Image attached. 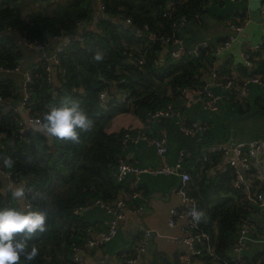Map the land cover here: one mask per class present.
Here are the masks:
<instances>
[{"label":"trees","instance_id":"trees-1","mask_svg":"<svg viewBox=\"0 0 264 264\" xmlns=\"http://www.w3.org/2000/svg\"><path fill=\"white\" fill-rule=\"evenodd\" d=\"M32 1L57 4L48 14H25L23 0H0V67H18L23 55L19 37L44 47L52 39H70L57 54L55 72L47 71L45 60L32 69L30 113L40 117L49 102L74 100L94 121V127L91 132L80 134L79 143L34 133L31 127L20 133L22 117L4 110L0 104V157L14 161L13 167L5 168L0 159V167L10 172L16 183L39 193L35 201L26 200L31 209L43 212L47 218L46 231L28 242L29 250L32 246L38 249L32 264H74L72 245L84 242L85 230L91 227L84 214H79L80 209L96 199L113 202L125 186L124 182H116L112 173L124 157L121 139L126 129L106 133V125L115 115L127 111L143 118L169 103L183 110V90L203 87L216 62L212 47L202 49L195 59L174 58L146 35L170 33L174 20L197 14L210 0H100L102 12L93 30L80 29V24L94 21L97 0ZM118 18H130L142 35L124 28ZM97 51L104 53L100 62L93 59ZM256 54L251 57L258 68L247 73V77L264 80V61L256 60ZM138 59L143 63L139 64ZM119 89L130 91L131 103L115 104ZM103 90L113 97L105 107L99 99ZM0 95L10 101L15 99L12 82L2 76ZM261 107L264 109V103ZM200 153L190 172L191 181L211 162V157L207 162L198 161ZM216 155L215 161L221 163V155ZM203 173L200 172L197 185L190 182V193L199 201V210L204 213L201 224L210 233L216 253L226 259L241 219L249 214L248 190L245 185H235L236 175L231 167L213 179ZM257 184L260 181L254 178L252 192L259 191L255 189ZM7 201L4 208L18 206L9 192ZM202 258L203 264H221L208 255Z\"/></svg>","mask_w":264,"mask_h":264},{"label":"crops","instance_id":"crops-1","mask_svg":"<svg viewBox=\"0 0 264 264\" xmlns=\"http://www.w3.org/2000/svg\"><path fill=\"white\" fill-rule=\"evenodd\" d=\"M56 1L63 3L66 0ZM35 4L37 8H43V11L47 10L48 14L52 12L57 3ZM263 9L264 0H241L238 2L210 0L197 14L187 18L182 28V38L187 47H194L197 43L207 39L212 44H218L232 33L229 27L230 23L243 25V30L238 34L237 40L228 50L215 57L216 62L210 68L211 71H217L222 78L233 81V85H239L247 78V73L251 72L244 65L246 45H260L264 39ZM33 10L37 9L34 8ZM99 13V5H97L94 17ZM19 42L23 53L18 65L19 69L11 73H0V76L10 80L14 87L15 99H11L10 104H16L20 101L23 95L22 88L26 72L30 71L40 61L51 58L61 43L59 40L52 39L48 46L40 51L27 47L20 37ZM166 51L165 53H168ZM256 55V60L264 61V48L258 50ZM256 68L258 65L254 63L253 70ZM211 71L205 77V82L209 85L210 90L217 95L228 93L229 90L217 87L207 81L211 77ZM54 83L56 85V81ZM175 102L177 103V100ZM181 102L185 121L199 124L202 127L193 136L182 135L173 119L153 122L148 116L142 118L132 111L115 115L106 125L105 132L118 133L123 129H133L149 137H157L161 132H166L168 134V164L174 166L180 159V152H182V164L189 173L196 165L195 161L200 151L209 144L224 143L231 147L230 141L232 139L236 142L235 146L240 143L264 139V109L261 107V104L264 103V86L262 85L249 83L243 99H240L239 94L234 92L229 98L219 100L217 111L204 109L203 98L194 90L184 92V98ZM186 102L189 103L186 104ZM250 131L253 133L249 134ZM124 152L123 160L146 169L138 175L130 176L124 182L125 186L122 190V195L125 196L130 205L144 206V213L121 221L116 235V237L121 235V239L109 246L92 250L84 257L83 264H115L124 253L134 252L144 229H155L165 236L177 233L176 229L168 226V217L171 210L180 208L182 204L177 193L180 178L172 174L151 173L152 170L158 169L161 164L152 144L141 142L137 145H124ZM216 156V154L210 155L211 162L207 169H200L201 171L195 173V177L192 176L191 184L193 186L197 185V179L200 178L202 171L208 179H213L216 174L220 173L222 164L215 161ZM252 171L253 173L246 175L244 179L249 185L254 182V178L257 179L256 173H264V160L254 163ZM259 181L260 184H257L255 189L258 188L259 192L264 195V181ZM12 187L15 186L9 185V179L0 175V190L11 193L10 188ZM255 192L247 197L251 206L249 207V215L252 223L245 249L251 251L252 254H246L245 258L250 264H264V211H258L259 208L253 197ZM134 194L137 195L134 196ZM82 213H90L87 221L96 231L105 230L108 227L111 216L100 207H94ZM186 253L185 245L171 242L164 237L152 236L149 246L141 255L138 264H165L166 262L184 264L182 259ZM204 255L206 253L201 251L194 258L193 264H203L202 256ZM232 255V249H230L228 256Z\"/></svg>","mask_w":264,"mask_h":264},{"label":"built area","instance_id":"built-area-1","mask_svg":"<svg viewBox=\"0 0 264 264\" xmlns=\"http://www.w3.org/2000/svg\"><path fill=\"white\" fill-rule=\"evenodd\" d=\"M228 1L238 2L241 0ZM97 5H99V14H101L102 4L100 0H97ZM98 15L95 16L94 21L89 25L86 23L80 24V29H96L98 20L100 18V16L98 17ZM118 20L122 22L124 28L126 29L132 30V28L134 27L130 18H118ZM186 21L187 17L180 16L173 21L170 33L160 35L155 33H148L146 36L151 41L160 43L164 49H168V53L174 58L191 57L195 59L199 57L201 50L206 47L213 48L215 57L220 55L222 52L228 50L232 46V44L237 40L238 34L243 30V25L233 22L229 24L232 33L221 43L212 44L210 40L207 39L205 41L197 43L194 47H187L182 38V28ZM138 35H142L141 31H138ZM21 39L29 48H34L40 51H43L45 49L42 44L36 41H28L23 37ZM69 41L70 39L63 40L57 46L51 58L44 59L47 63V71L49 73L53 72V64H57V54L63 50L64 46L67 45ZM263 44L264 39L260 45H246V50L244 53V65L248 70L252 71L254 67V62L252 60L251 54L260 50ZM129 55L132 56L131 54ZM138 63L142 64L143 60L138 59ZM18 69L19 67H16L14 69L0 67V73H11L17 71ZM32 69L30 71H27L25 74L22 88L23 95L18 103L10 104V100H7L0 95V104L4 105V110H12L16 115L22 117L19 122V125L21 127L20 133L25 130V127L34 128L35 120L39 118L32 115L29 109V98L32 84ZM62 73H64V71H62ZM211 78V84L222 89L229 90L228 93L217 95L210 90L208 84H205L199 89L185 88L183 90V93L187 90H194L195 92H197L203 98L204 109L208 111H217L218 101L224 98H229L234 92H237L240 96V99H243V97H245V92L247 91V85L249 83H256L264 86V80L259 76H249L239 85H233V81L222 78L220 74L215 70L211 71ZM110 98L113 97L109 95V92L107 90H103L99 94L100 103L103 107L108 104V100ZM132 100L133 99L131 97L130 91L127 90L119 89V91L115 95L116 105L129 104L132 102ZM188 103L189 102H186V104ZM148 117L153 122L163 119H173L178 126L179 131L184 136H193L202 128L199 124L187 123L184 119L182 109L176 108L171 103L167 104L163 108L155 109L149 112ZM121 142L123 145H137L141 142H146L153 145L156 155L161 161V164L158 169L152 170L151 173H163L167 175L172 174L178 176L180 178V184L177 188V193L181 198L182 204L180 208L171 210L168 217V226L170 228L176 229V234L165 236L160 234L155 229H144L140 242L135 248L134 252L124 253L121 259L115 264H138L141 255L149 246L150 238L152 236L164 237L171 242L185 245L187 248V253L182 259V262L184 264H193L194 258L201 251H204L206 255L211 257L216 263L250 264L242 255V252L246 247L247 241L249 240L248 234L251 230L252 223L251 216L249 214L245 215L238 225L237 233L231 247L233 255L229 256V258L226 259L221 258L215 251L210 233L202 227V216L197 222L190 214L193 209H195L196 212H200L199 201L190 193L189 188L191 175L182 164L183 153L180 152V159L175 163L174 166H170L167 162L168 134L166 132H161L157 137H149L137 130L135 131L133 129H126L122 136ZM212 154L221 155L222 170L220 172H223L228 167H231L236 175L235 185H245L248 190L247 196H250V194H252L250 185L247 184L244 179L246 175L253 170L254 163H258V161L264 160V139L253 140L247 143H240L233 148L224 143H212L202 149L198 161L207 162L208 157ZM144 171H146V169L140 168L127 160H121L115 167L112 176L116 180V182L123 183L130 176L138 175ZM0 175H4L9 179L10 186H16L19 184L12 180V175L10 172L3 170L1 167ZM256 177L257 179L264 181L263 172H259V174L256 173ZM2 192L5 196L2 204L3 207L8 205V192H4V190ZM136 195L137 194H134V196ZM253 197L256 200L257 207L259 208L258 211H264V195L258 191L253 194ZM26 204L31 208L27 201ZM94 207H100L111 216L108 227L105 230L100 231H96L94 228L88 227L85 230L84 242L73 243L71 258L74 264H83L84 257H86L92 250L104 247L113 238H115L118 234L119 223L121 221L127 220L129 217L142 215L144 213V206L130 205L126 201L124 195H120L113 202H104L100 199H96L82 207L80 209V212L88 211ZM167 264L175 263L168 262Z\"/></svg>","mask_w":264,"mask_h":264},{"label":"clouds","instance_id":"clouds-1","mask_svg":"<svg viewBox=\"0 0 264 264\" xmlns=\"http://www.w3.org/2000/svg\"><path fill=\"white\" fill-rule=\"evenodd\" d=\"M93 59L100 62L104 53L97 51ZM94 127V121L78 101L62 100L59 104L49 102L39 118L35 120L34 133H42L60 141L79 143L81 133H89ZM5 168L13 167L11 157H0ZM30 162V160H29ZM12 199L18 202L15 208L0 207V264H32L38 255V249L28 242L38 233L46 231V215L31 209L25 201H35L39 195L34 189L18 185L10 188ZM197 222L204 215L193 209L190 213ZM23 258V259H22Z\"/></svg>","mask_w":264,"mask_h":264},{"label":"rangeland","instance_id":"rangeland-1","mask_svg":"<svg viewBox=\"0 0 264 264\" xmlns=\"http://www.w3.org/2000/svg\"><path fill=\"white\" fill-rule=\"evenodd\" d=\"M44 4L46 5L47 3H43V4H40V5H44ZM35 5H36L35 2H33L32 0H23V9H24L25 14H27L26 12L47 14V12H48L47 10L43 11V8H37ZM34 8H36L37 10H33ZM7 77H11V76H7ZM252 133L253 132H251V131L249 132V134H252ZM95 210L96 211H100L99 209H95ZM89 214L90 213L84 215L86 220L88 219V215ZM121 237H122L121 235L115 237L112 241H110L106 245L109 246L111 244H114L117 240L121 239Z\"/></svg>","mask_w":264,"mask_h":264},{"label":"water","instance_id":"water-1","mask_svg":"<svg viewBox=\"0 0 264 264\" xmlns=\"http://www.w3.org/2000/svg\"><path fill=\"white\" fill-rule=\"evenodd\" d=\"M132 32L133 33H138V30L136 29V28H132ZM66 40H68V38H66ZM167 51H168V49H166ZM165 50V51H166ZM166 51V52H167ZM56 64H53V72H55L56 71ZM209 83L211 82L212 83V78L211 77H209L208 78V80H207ZM108 85H109V87L110 88H112V83H108ZM235 144H236V142L234 141V139H232L231 141H230V146H231V148H233L234 146H235ZM21 185H24L23 183L21 184ZM4 199H5V196H4V193L0 190V207H2V204H3V201H4ZM25 203H26V201H25ZM79 214H82V212H79ZM246 254H252L251 253V251H249L248 249H244L243 250V252H242V255L245 257L246 256Z\"/></svg>","mask_w":264,"mask_h":264}]
</instances>
